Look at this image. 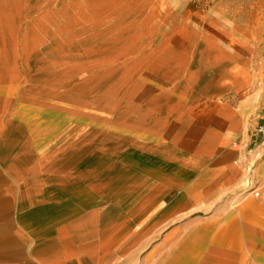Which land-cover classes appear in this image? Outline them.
<instances>
[{
    "label": "crops",
    "instance_id": "0c3cea01",
    "mask_svg": "<svg viewBox=\"0 0 264 264\" xmlns=\"http://www.w3.org/2000/svg\"><path fill=\"white\" fill-rule=\"evenodd\" d=\"M263 122L231 23L0 0V264H264Z\"/></svg>",
    "mask_w": 264,
    "mask_h": 264
},
{
    "label": "rangeland",
    "instance_id": "374dc122",
    "mask_svg": "<svg viewBox=\"0 0 264 264\" xmlns=\"http://www.w3.org/2000/svg\"><path fill=\"white\" fill-rule=\"evenodd\" d=\"M175 15L198 12L231 23L264 67V0H173Z\"/></svg>",
    "mask_w": 264,
    "mask_h": 264
},
{
    "label": "built area",
    "instance_id": "2783aa9c",
    "mask_svg": "<svg viewBox=\"0 0 264 264\" xmlns=\"http://www.w3.org/2000/svg\"><path fill=\"white\" fill-rule=\"evenodd\" d=\"M254 133L256 135H262V136H264V122L261 125L257 126L254 129ZM250 192L251 193H254L256 196H259L260 195V192L257 191L256 189H252Z\"/></svg>",
    "mask_w": 264,
    "mask_h": 264
}]
</instances>
